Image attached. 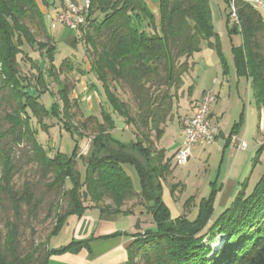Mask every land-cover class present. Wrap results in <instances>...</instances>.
Wrapping results in <instances>:
<instances>
[{
	"label": "trees",
	"instance_id": "obj_1",
	"mask_svg": "<svg viewBox=\"0 0 264 264\" xmlns=\"http://www.w3.org/2000/svg\"><path fill=\"white\" fill-rule=\"evenodd\" d=\"M223 2L228 24L233 4L238 19L228 26L229 34L242 39L232 47L236 75L249 82L256 105L264 109V18L244 1ZM158 3L159 21L146 0H91L85 27L80 28L83 37L78 38L63 26L52 29L35 0H0V264H50L54 256L91 251L87 240L58 242L71 219H81L92 209L101 216H138L127 264H264V146L254 160L257 180L245 181L215 220L216 183L196 205L194 197L185 201L184 208L196 206L194 218H173L164 201L173 168L158 143L176 114L190 61L208 42L221 56L225 75L229 66L210 0ZM60 28L84 47L90 69L84 61L56 62L55 32ZM32 53L40 54L42 64ZM72 73L97 78L101 119L80 120L84 114L73 97L80 80L73 84L70 78L60 79ZM44 95L55 100L50 107L41 102ZM114 115L133 130L130 145L113 138ZM48 119H56L73 138L93 137L89 156H78V142L72 153L56 150L52 156L33 125L36 120L47 130ZM242 123L243 116L230 135H238ZM79 159L84 173L78 169ZM127 166L138 174L139 191ZM144 214L152 217L145 230ZM46 223L43 237L39 226ZM218 236L223 245L214 249Z\"/></svg>",
	"mask_w": 264,
	"mask_h": 264
},
{
	"label": "crops",
	"instance_id": "obj_2",
	"mask_svg": "<svg viewBox=\"0 0 264 264\" xmlns=\"http://www.w3.org/2000/svg\"><path fill=\"white\" fill-rule=\"evenodd\" d=\"M35 1L40 6L47 21L51 23V20L63 10L64 5L70 0ZM146 2L153 11L157 21H159L160 4L158 0H146ZM218 2H221V0H218ZM219 4L221 3H218V5ZM218 7L215 18L218 19L217 23L221 27L223 23L221 18L227 17L226 6L225 4L223 5L224 9H222L220 5ZM213 22H216L214 18ZM62 30L63 28L59 29V31ZM216 32L218 33L221 52L229 66V75L224 74L222 59L216 49L210 46L208 42L204 43L202 50L195 54L190 61L191 70L185 79V85L181 93L179 115H176L175 119L165 126L163 137L167 135L168 132L172 133L173 139H175L177 143L173 148V158H169V148L167 149L161 144L163 137L158 143V149L165 151L166 159H174L173 162L176 163V153L182 147L185 140L183 120L186 116L191 117L193 115V108L201 102L206 92L213 91L216 95V101L211 111V121L218 129L219 134L213 143V149H207V147L195 148L192 153L193 159L184 168L189 166L187 171L189 172L188 177L192 174V168L196 163L203 168V171L201 170L202 176L200 174L196 179L198 182H201L200 186L194 189V193L192 192L189 194H192L191 197H194L199 193L202 195V198L206 197L204 195L207 194L205 191V189L207 190V186H209L211 192L212 184L216 183V187L220 190L216 201L217 206L224 201V197L227 195L233 196L234 191L241 188L243 184L241 181L245 177L249 163L255 160L258 150L260 147L264 146V109H260L256 105L249 82L236 75L232 47L240 46L242 39L239 42L231 40L230 42L223 43V34L218 31ZM226 34L229 39L232 38V35L229 34V30H227ZM191 86L193 90L191 93H188V89ZM242 116L243 123L236 132L239 138L247 143L248 147L246 150H237L232 147L226 136L232 132L235 125L240 122ZM180 117L182 118L181 120L178 119ZM213 118L217 119L216 124L213 123ZM253 152H255V157L251 154ZM214 153L219 154L221 160L215 175L211 176L209 163ZM261 159L264 160V153ZM254 176L256 177L253 168L250 179L247 178L251 181V184ZM171 187L172 186H170L169 183L167 185L166 182L163 197L165 203L171 210L173 218H177L180 216V213L178 208L174 205ZM122 217L128 218V221L125 223V228L121 226ZM137 219L138 216L133 215L101 216L100 213H96L92 216L86 213L81 219H71L70 221L76 223L73 228L71 240L68 243L72 240H87L89 241L88 245L91 251L83 249L78 254L67 253L54 256L51 258L50 264L52 262L55 264H127L129 259L128 247L133 240L131 236L136 233ZM70 223L71 222H69L68 226ZM114 235L116 236L114 237Z\"/></svg>",
	"mask_w": 264,
	"mask_h": 264
},
{
	"label": "rangeland",
	"instance_id": "obj_3",
	"mask_svg": "<svg viewBox=\"0 0 264 264\" xmlns=\"http://www.w3.org/2000/svg\"><path fill=\"white\" fill-rule=\"evenodd\" d=\"M210 3L212 6V9H213V18H214V21H216V22H214L215 29L219 33L223 34V38H224L223 43L228 42V41L230 42L231 40H234L237 42L241 41V36L239 34H233L231 39H229L227 37L226 32L228 30V26L233 25L232 20L230 21V25H229L227 22V17L221 18L223 21V23L221 24V27L217 23L218 19L215 18V15L218 12L217 8H219L218 6L220 5V7L222 9H224V7H223L224 3L222 2V0H221V2H218V0H210ZM218 3H221V4L218 5ZM260 12L264 18V10H261ZM74 33H76V32L74 31ZM83 33H84V31H82L81 37H79L77 35L78 38H82ZM55 37L57 38V45H58V51L56 53V62L57 63L62 62L66 58H69L70 60L75 61V62H83L84 61L86 69H90L88 60L86 59V56H85V49L81 44H76L74 42V35L72 33H67V31L64 32V31L57 30L55 32ZM31 56H32V59L34 61H37L38 64H42V59L40 58L39 53H32ZM29 65H32V64L29 63ZM68 78H70V81L73 84L76 83L77 79L80 80V85L77 86V88L73 92V97L79 101L81 111L84 114V116L80 120L83 121L85 119L84 117H90V116H96V117L101 119V105H102L101 88H100L99 82L97 81V78L95 77V75L89 74L84 79L75 73H72V75H70L69 77H67L66 75H62L60 77L61 80L62 79H68ZM49 81L52 82L53 79L50 78ZM89 84L96 85V88H93L90 90ZM50 96L44 95L41 99V102H43L47 107H50L51 104L55 101L53 99L52 95H50ZM246 103H247V101H246ZM195 107L193 108V111H194ZM179 110H180V107L178 106L175 116L179 115ZM175 116H174L173 120L175 119ZM191 117L186 116L185 119L183 120L184 133H185L186 123H187V121L190 120ZM178 119L181 120L182 118L180 117ZM53 120L54 121H52L51 119H48L46 121L47 125L50 126V128H48L47 130H45L42 127H39L36 120L34 121V124H33L34 128L36 130H38V132H39L38 136H39L40 142L42 143V145L46 149L49 150L50 154L53 156L55 154L56 150H60L62 152L70 154V153H72L73 149L76 146V143L78 142L79 143L78 144L79 145L78 156H80L82 158H87L89 156L91 150H92V139H93V137H88V138H83V139H79L77 137L73 138L69 133H67L65 131V129L63 128L61 123H59L56 119H53ZM114 120L116 123V128L112 133L113 138L122 142L123 144H126V145H130L133 141H135V135L133 133V130L130 127L126 126L123 118H121L118 115H114ZM216 122H217V119L213 118V123L216 124ZM76 125H77V123H76ZM161 144H163V146H165L167 149L169 148L168 149L169 158H171V157L173 158V156H172V153L174 152L173 148L175 147V144H177L175 142V139H173V134L168 132L167 135H165L163 137ZM206 147H207V149H213L212 148L213 143L209 146H206ZM192 153H193V151H192ZM251 154L253 155V157H255V152H253ZM135 155L138 157V159L143 164H145V160L141 156H139L137 153H135ZM192 159L193 158L191 155L188 163L191 162ZM220 160H221V157L219 156V154L214 153L212 155L211 161L209 163L210 169H211V176L215 175L217 168L219 166ZM173 161H174V159H172V162ZM176 165H177V163H175V162L171 163L173 171H172V174L170 176H168V178L166 179L167 185H168V183L172 187L174 185H177V187L175 189V193L173 194V197H174L173 200H174V205L178 208L180 215L186 214L188 217L194 218L196 211H197L195 205L202 198V195H200L199 193H198L199 195L198 194L195 195L194 196V198H195L194 204H195V202H196V204L195 205L193 204L189 208H184V203L189 197L192 196V194H189V193H192V192L194 193V189H196L198 186H200L201 182H198L196 179L200 174L202 176L203 168L200 167L196 163L194 165V167L192 168V174L188 177L189 172H187V171L189 169V166L184 168L186 165H184V166H179V165L176 166ZM253 166H254V161L252 160L246 169L245 177L241 181L242 183H244L246 180H248L247 178L250 179V176L252 175V172H253ZM78 169L82 173H84L85 165H84L83 160H80V159L78 160ZM126 171H127L128 175L132 178L136 190L139 191L140 190V183H139L140 180H139V177H138V174H137L135 168L133 166H127ZM256 180H257V177L254 176L252 183H254ZM20 183H22V182H20ZM239 190H240V188H238L236 191H234L233 196L227 195L226 197H224V201L215 207V214H214L213 220H215V218H217L222 212H224V210H226L227 208L230 207L231 203L233 202V200H234V198H235V196ZM205 191L207 192V194L210 192L209 186H207V190L205 189ZM207 194L204 196H207ZM182 205H183V207H182ZM96 213H99L98 210L92 209V210H89L87 212V215L92 216V215H95ZM73 219H76V218H73ZM121 219H122L121 220V223H122L121 226H122V228H125V223L128 221L127 220L128 218L122 217ZM141 219L143 222L142 223L143 224V230H145L146 228L151 226V224H152L151 215L144 214L141 217ZM70 222H71L70 225L65 228L63 234L61 235V238H60L58 244L63 245V244L68 243L71 240L73 228H74V225L76 222L75 223H74V221L73 222L70 221ZM44 226H45V228L43 229ZM46 226L48 227L49 224L46 223L44 225L39 226V229L42 228L41 233H42L43 237L46 236V234H45L47 232V230H45V229H47ZM210 226H211V224H210ZM207 241H206V243H207ZM222 245H223L222 237L218 236L217 240L213 244V247H214V249H220L222 247ZM51 264H55V263L52 262Z\"/></svg>",
	"mask_w": 264,
	"mask_h": 264
},
{
	"label": "built area",
	"instance_id": "obj_4",
	"mask_svg": "<svg viewBox=\"0 0 264 264\" xmlns=\"http://www.w3.org/2000/svg\"><path fill=\"white\" fill-rule=\"evenodd\" d=\"M256 6L264 7V0H251V7L256 9ZM90 8L91 0H70L64 5L63 10L56 18L52 19V27L57 29L58 26H63L72 32H74V28L84 29ZM231 19L235 23L233 14ZM215 101V93L208 91L195 107L192 117L186 123L184 143L175 157L177 165H186L193 149L196 147H206L215 142L219 134L218 129L211 121V111ZM226 138L230 140L232 147L237 150H246L248 147L247 143L240 139L238 135L228 134Z\"/></svg>",
	"mask_w": 264,
	"mask_h": 264
},
{
	"label": "bare ground",
	"instance_id": "obj_5",
	"mask_svg": "<svg viewBox=\"0 0 264 264\" xmlns=\"http://www.w3.org/2000/svg\"><path fill=\"white\" fill-rule=\"evenodd\" d=\"M242 1H244V2H246V3L251 5V0H242ZM256 9L261 11V10H264V7L263 6H256ZM232 12H233V18H234L235 22H237L238 19H237V16H236V9H235L234 4L232 5ZM51 28L54 29V27H52V23H51ZM74 31L77 33V35L79 37L81 36L80 28H74Z\"/></svg>",
	"mask_w": 264,
	"mask_h": 264
},
{
	"label": "water",
	"instance_id": "obj_6",
	"mask_svg": "<svg viewBox=\"0 0 264 264\" xmlns=\"http://www.w3.org/2000/svg\"><path fill=\"white\" fill-rule=\"evenodd\" d=\"M34 93H35V91H34V90H32V91L30 92V94H31V95H34Z\"/></svg>",
	"mask_w": 264,
	"mask_h": 264
}]
</instances>
